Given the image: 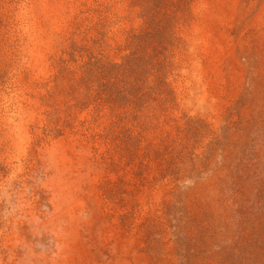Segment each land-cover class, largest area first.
<instances>
[{"label":"rangeland","instance_id":"obj_1","mask_svg":"<svg viewBox=\"0 0 264 264\" xmlns=\"http://www.w3.org/2000/svg\"><path fill=\"white\" fill-rule=\"evenodd\" d=\"M0 264H264V0H0Z\"/></svg>","mask_w":264,"mask_h":264}]
</instances>
